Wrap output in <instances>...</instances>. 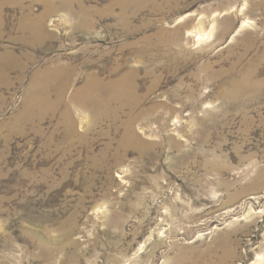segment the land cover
<instances>
[{"label":"rangeland","instance_id":"1","mask_svg":"<svg viewBox=\"0 0 264 264\" xmlns=\"http://www.w3.org/2000/svg\"><path fill=\"white\" fill-rule=\"evenodd\" d=\"M0 29V264H264V0H0Z\"/></svg>","mask_w":264,"mask_h":264},{"label":"bare ground","instance_id":"2","mask_svg":"<svg viewBox=\"0 0 264 264\" xmlns=\"http://www.w3.org/2000/svg\"><path fill=\"white\" fill-rule=\"evenodd\" d=\"M28 20L29 21L27 23H25L23 28L26 30V32L31 34V38L32 39H36L38 35H40L42 32H44V20L45 19L44 18H39V19H35V20H38V21H33L34 19L31 18V19H28Z\"/></svg>","mask_w":264,"mask_h":264}]
</instances>
